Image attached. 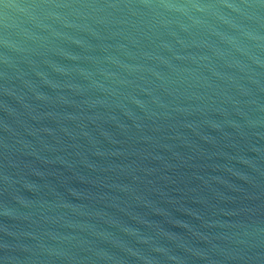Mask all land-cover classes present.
<instances>
[{
    "label": "water",
    "instance_id": "1",
    "mask_svg": "<svg viewBox=\"0 0 264 264\" xmlns=\"http://www.w3.org/2000/svg\"><path fill=\"white\" fill-rule=\"evenodd\" d=\"M0 264H264V0H0Z\"/></svg>",
    "mask_w": 264,
    "mask_h": 264
}]
</instances>
